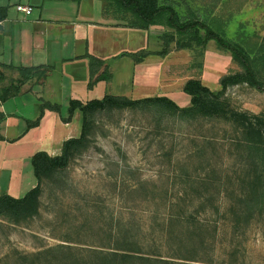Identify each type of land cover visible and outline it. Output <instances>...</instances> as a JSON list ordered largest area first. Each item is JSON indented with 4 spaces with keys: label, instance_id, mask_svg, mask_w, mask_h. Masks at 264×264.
Wrapping results in <instances>:
<instances>
[{
    "label": "rangeland",
    "instance_id": "obj_1",
    "mask_svg": "<svg viewBox=\"0 0 264 264\" xmlns=\"http://www.w3.org/2000/svg\"><path fill=\"white\" fill-rule=\"evenodd\" d=\"M169 1L182 14L190 6L211 15L234 41L264 44V0ZM153 29L150 39L117 36L115 53H155L139 63L128 56L112 62L121 73L117 94L165 96L186 107L190 96L183 88L190 79L220 91L223 76L242 70L214 41L184 49L173 42L161 56L164 28ZM129 63L136 66L133 81L123 77ZM227 103L247 117L183 120L158 109L100 113L87 149L44 181L40 213L19 224L0 218V264H113L105 255L121 256L120 249L166 260L156 264H264V214L245 219L237 199L250 169L240 147L242 124L258 119L264 129V93L236 85ZM38 138L18 149L46 150ZM114 264H122L121 257Z\"/></svg>",
    "mask_w": 264,
    "mask_h": 264
},
{
    "label": "trees",
    "instance_id": "obj_2",
    "mask_svg": "<svg viewBox=\"0 0 264 264\" xmlns=\"http://www.w3.org/2000/svg\"><path fill=\"white\" fill-rule=\"evenodd\" d=\"M58 1V0H46ZM106 2V15L114 14L118 21H122L129 28L141 30L148 33L152 28H164L161 36L164 48L157 54L166 56L170 52V46L175 42L181 48L204 47L211 41L217 46L229 52L233 60L241 67V71L225 75L220 80L221 90L212 91L199 79H190L184 85V92L190 96V105L183 107L169 97H148L143 99H132L122 95L107 94L101 99L82 101L71 99L68 103L67 113L63 114L61 104H53L41 101L40 115L35 121H29V130L38 128L45 116L46 111L61 115L64 123H71L77 113L81 115L82 131L79 137L66 140L62 145L60 155L52 156L46 151H38L31 157V166L37 185L23 197H15L10 194H0V218L10 223L19 224L30 220L40 213L43 196V183L53 175L66 170L78 153L87 149L95 118L102 112L113 110H149L158 109L169 113L180 119H190L197 116L219 118L224 117L230 121L237 122L246 115L232 109L227 103V91L233 86L247 84L252 88L264 93V80L261 78V70L264 68V44L250 46L230 39L223 24L218 23L211 15L205 18L192 7L186 9L182 14L169 0H104ZM169 1V2H168ZM221 0H214V6ZM214 9V8H213ZM7 8H0V21L5 18ZM155 54L147 50L138 53H126L134 62H143L144 59ZM91 80L89 88H93L101 81L112 80V72L106 67L105 71L95 78L96 71L104 66V61L90 56ZM4 65L0 61V81L4 78L2 72ZM20 79H17L9 88L0 91V101H7L21 93V87L29 80L39 84L46 79L51 69L45 66L18 67ZM5 116L0 112V123ZM243 139L240 147L247 152L250 163L248 178L243 180L241 193L237 195L242 215L245 219L251 218L255 213L264 214V129L258 119L242 124ZM6 138L0 133V141ZM220 182V181H219ZM231 196H229L230 198ZM226 200L231 199L225 195ZM118 250V249H117ZM122 250L121 256L118 252L110 255L112 263L119 261L122 264H156L166 260L157 261L136 253V251ZM115 257H118L114 260ZM167 263V262H165Z\"/></svg>",
    "mask_w": 264,
    "mask_h": 264
},
{
    "label": "crops",
    "instance_id": "obj_3",
    "mask_svg": "<svg viewBox=\"0 0 264 264\" xmlns=\"http://www.w3.org/2000/svg\"><path fill=\"white\" fill-rule=\"evenodd\" d=\"M17 5L32 6L33 13L18 12ZM105 6L104 0H0V8H7L5 18L0 21V61L4 65L0 91L20 79V73L14 67L45 66L51 69L48 77L39 84L29 80L21 87L20 94L0 101V112L5 116L0 123V133L6 138L0 141V194L23 197L36 187L37 179L34 181L26 176L30 175L28 165L31 166V157L36 152L25 153L26 144L39 136L38 140L47 147L44 151L57 156L66 140L81 134L79 113L71 123H64L60 114L46 111L41 125L29 130V121L37 120L40 115L41 101L61 104L66 115L71 99L87 102L111 93L128 94H117L120 91L116 90L115 84L121 73L114 69L116 65L112 62L121 61L127 57L126 53L132 52L115 53L112 47L117 44V36H127V32H131L143 38L145 32L111 19L106 15ZM154 30L145 34L149 36ZM90 56L104 61L95 78L108 67L112 80L101 81L89 88ZM129 64V74L123 77L133 81L136 66ZM75 123L77 127H74Z\"/></svg>",
    "mask_w": 264,
    "mask_h": 264
},
{
    "label": "built area",
    "instance_id": "obj_4",
    "mask_svg": "<svg viewBox=\"0 0 264 264\" xmlns=\"http://www.w3.org/2000/svg\"><path fill=\"white\" fill-rule=\"evenodd\" d=\"M17 11L23 12L26 15H31L33 13V7L32 6H26V5H17Z\"/></svg>",
    "mask_w": 264,
    "mask_h": 264
}]
</instances>
